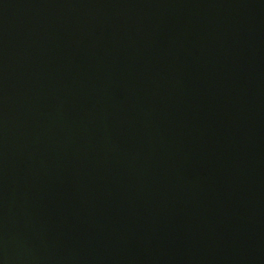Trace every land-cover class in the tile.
<instances>
[{"label": "water", "instance_id": "95a60500", "mask_svg": "<svg viewBox=\"0 0 264 264\" xmlns=\"http://www.w3.org/2000/svg\"><path fill=\"white\" fill-rule=\"evenodd\" d=\"M0 264H264V0H0Z\"/></svg>", "mask_w": 264, "mask_h": 264}]
</instances>
